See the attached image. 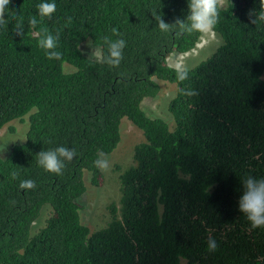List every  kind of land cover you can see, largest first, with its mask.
Returning <instances> with one entry per match:
<instances>
[{"label": "trees", "instance_id": "trees-1", "mask_svg": "<svg viewBox=\"0 0 264 264\" xmlns=\"http://www.w3.org/2000/svg\"><path fill=\"white\" fill-rule=\"evenodd\" d=\"M43 2L56 11L32 27ZM225 3L213 29L222 44L180 82L169 57L195 49L203 34L161 32L156 16L186 19L188 0H10L0 24V129L28 117V130L0 155V264H264V228L251 229L239 211L241 180L264 179V22L248 17L259 0ZM42 27L59 35L60 60L39 47ZM105 36L126 42L119 67L85 48L107 55ZM161 81L177 85L173 125L143 108ZM124 120L144 140L120 174L110 219L92 229L81 198L105 180L94 161L118 147ZM60 146L76 155L56 175L37 154ZM29 179L35 188L21 189Z\"/></svg>", "mask_w": 264, "mask_h": 264}, {"label": "clouds", "instance_id": "clouds-1", "mask_svg": "<svg viewBox=\"0 0 264 264\" xmlns=\"http://www.w3.org/2000/svg\"><path fill=\"white\" fill-rule=\"evenodd\" d=\"M10 4V0H0V24L5 23L4 15L5 9ZM224 0H188V15L186 19L177 18L174 23L169 24L161 16H156L158 27L161 32L167 33L174 27L179 31L176 33L178 36L184 33L205 34L211 32L219 22V15ZM38 21L36 16L29 19V24L36 27L38 23H42L45 18H51L56 11L55 3L43 2L37 5ZM249 21L257 25L264 22V0H259V11L250 10L248 13ZM72 18L68 17L67 23H71ZM16 34L23 37L24 31L22 23L15 25ZM113 35L119 37L118 29H111ZM39 36L38 45L45 50V55L49 60H60L62 52L58 51L59 35H52L47 27H42ZM104 43L107 45V55H104L101 50H93L92 57L98 61L109 65L110 67H119L123 59V49L126 42L123 39L112 40L110 37H104ZM176 73V79L183 82L189 79V69L186 66L182 56H177L174 63L170 65ZM186 96H195L197 92L192 89L183 90ZM76 155L75 149H70L64 146L57 147L48 151H41L37 154V163L45 171L61 175L65 167V161H71ZM95 167L104 171L109 168V162L104 158L103 153L98 154V158L94 161ZM17 173L13 172V179L17 178ZM244 187L243 195L239 199V211L243 213L244 217L248 220L250 228L255 230L257 228H264V179H258L252 176H247L241 180ZM21 189L31 190L35 188V181L22 180L20 182ZM206 250L214 252L218 248L217 241L209 235L205 241Z\"/></svg>", "mask_w": 264, "mask_h": 264}, {"label": "rangeland", "instance_id": "rangeland-1", "mask_svg": "<svg viewBox=\"0 0 264 264\" xmlns=\"http://www.w3.org/2000/svg\"><path fill=\"white\" fill-rule=\"evenodd\" d=\"M224 0V6H225ZM222 38L214 31L202 35L196 48L187 53H174L169 57L172 65L177 56H182L188 68H192L197 63L208 58L220 45ZM85 48L92 54L91 45ZM162 89L155 98H148L143 102V108L151 116L165 117L171 125L174 124L172 115L169 114V102L177 93V85L169 81H161ZM28 130V117L24 121L15 120L10 125L0 129V155L6 156L9 148L15 143L25 140ZM144 140L143 132L129 120H124L122 125V139L118 147L105 159L109 162V168L104 170L105 180L102 185L89 188L81 198L82 221L90 228L96 229L107 223L110 219L107 205L118 199L119 182L122 170H125L132 163L133 149L138 142ZM48 210H44L41 217L35 222L34 229L42 227Z\"/></svg>", "mask_w": 264, "mask_h": 264}]
</instances>
